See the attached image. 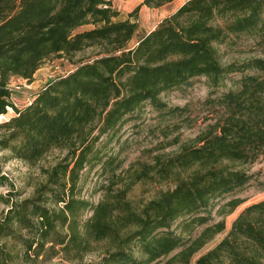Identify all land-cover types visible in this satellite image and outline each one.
<instances>
[{
  "label": "trees",
  "instance_id": "trees-1",
  "mask_svg": "<svg viewBox=\"0 0 264 264\" xmlns=\"http://www.w3.org/2000/svg\"><path fill=\"white\" fill-rule=\"evenodd\" d=\"M173 1L143 0L129 17L142 6L159 9ZM117 17L111 0H0V118L8 109L14 113L0 122V148L29 165L51 149L67 151L65 159L45 171L46 184L35 197L12 202L0 220V238L25 230L32 240L17 238L28 253L34 244L43 247L58 221L66 230L57 243L66 262L80 257L91 241V252L92 244L104 247L93 264H190L224 231V223L187 238L170 231L171 224L185 216H192L186 228L208 224L212 201L233 196L251 179L232 165L264 160V0H188L132 49L127 45L137 24L113 22ZM89 24L94 27L75 32ZM232 34L250 37L260 56L223 66L215 45ZM86 48L97 49V58L48 81L27 106L18 109L11 101L10 78L31 82L50 58ZM232 73L241 74L239 87L216 99L217 122L196 146L158 162L160 174L176 168L194 171L139 209L122 189L107 196L91 207L79 231L74 217L88 203L74 200L72 191L99 136L146 102L163 108L162 92L188 87L196 77L216 88ZM3 180L0 176V184ZM44 191L63 204L59 214L46 207ZM243 202L232 197L221 210L230 214ZM202 212L207 215L197 216ZM263 257L264 199L244 208L222 240L195 264H261Z\"/></svg>",
  "mask_w": 264,
  "mask_h": 264
},
{
  "label": "rangeland",
  "instance_id": "rangeland-1",
  "mask_svg": "<svg viewBox=\"0 0 264 264\" xmlns=\"http://www.w3.org/2000/svg\"><path fill=\"white\" fill-rule=\"evenodd\" d=\"M143 0H111L112 8L118 12L113 22L129 19L137 24V29L127 45V49L136 46L138 40L154 30L165 18L171 16L188 0H174L159 9L140 7L137 14H129ZM89 24L80 27L75 32L92 29ZM218 60L223 66L240 64L251 58L259 57V47L246 35H230L222 44L215 45ZM97 49L86 48L70 57L50 58L36 72L31 82L10 78L11 101L21 109L32 102L48 81L63 74L72 72L77 66L91 62L96 57ZM240 73L229 74L216 87H210L205 77L192 79L191 85L162 92L159 95L163 108H155L148 102L137 111L127 115L122 123L114 130L99 136L90 154V162L79 174L77 183L72 191L73 199L88 203L84 209H77L74 220L79 231L91 217V207L114 196L119 190L125 191V199L136 209L141 208L161 193L174 188L178 179L187 178L194 169L176 168L172 173L158 172L159 159L165 161L177 155L186 146H196V140L204 136L220 117L219 108L215 101L221 95L236 91L239 87ZM14 115L11 109L0 118L3 122ZM94 130L93 135H97ZM65 149L49 150L39 161L27 164L12 156L9 150L0 148V176L4 177L0 184V220L12 202L32 199L38 194L39 187L46 184V170H50L61 160L65 159ZM226 164H229L225 162ZM147 169L146 175L142 174ZM233 170L242 171L251 177L242 190L212 201L209 208L208 224L197 226L186 223L192 216L175 220L170 231L187 238L197 236L204 227L224 223V231L216 234L198 253L190 264H195L198 257L214 248L230 230L232 222L247 206L264 199V160L254 163L233 164ZM42 196V195H41ZM239 198L244 202L232 213L221 210V206L230 198ZM46 207L55 213H60L62 203H55V197L44 191ZM202 212L197 216H206ZM16 237L0 238V262L6 264H93L97 263L104 252L103 244H92L91 241L81 256L72 262L63 259L58 241L66 234L64 227L56 221L53 232L44 240L43 247L34 244L32 251L26 252L22 242L17 237L28 238L25 230L16 229ZM36 239V238H35ZM39 239V238H38ZM30 240L32 238L30 237ZM38 249V256L34 251ZM74 255V254H72ZM264 264V257L261 259Z\"/></svg>",
  "mask_w": 264,
  "mask_h": 264
},
{
  "label": "crops",
  "instance_id": "crops-1",
  "mask_svg": "<svg viewBox=\"0 0 264 264\" xmlns=\"http://www.w3.org/2000/svg\"><path fill=\"white\" fill-rule=\"evenodd\" d=\"M38 71H39V70H38ZM35 74H36V73H35ZM35 74H34V75H35ZM33 78H34V76H33Z\"/></svg>",
  "mask_w": 264,
  "mask_h": 264
}]
</instances>
